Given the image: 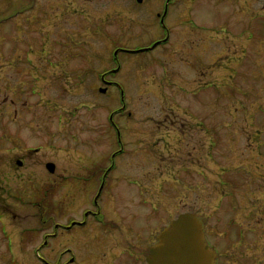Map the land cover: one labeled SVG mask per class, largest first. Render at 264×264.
<instances>
[{
    "label": "rangeland",
    "instance_id": "obj_1",
    "mask_svg": "<svg viewBox=\"0 0 264 264\" xmlns=\"http://www.w3.org/2000/svg\"><path fill=\"white\" fill-rule=\"evenodd\" d=\"M0 21L18 62L0 86L22 109L18 141L39 148L21 167L0 150V264H146L171 219L230 192L264 216V0H0ZM48 204L73 220L56 236ZM255 230L246 264H264Z\"/></svg>",
    "mask_w": 264,
    "mask_h": 264
},
{
    "label": "flooded vegetation",
    "instance_id": "obj_2",
    "mask_svg": "<svg viewBox=\"0 0 264 264\" xmlns=\"http://www.w3.org/2000/svg\"><path fill=\"white\" fill-rule=\"evenodd\" d=\"M10 9H11V12H13L12 10L13 5L10 6L9 10ZM11 12L9 16H7V14L6 16L3 15L2 21H6V20L10 21L15 15L14 13H11ZM1 24L2 22L0 21V26ZM160 42H165L164 36L153 40L150 44L145 45L143 47L133 48V50L139 49L138 51H140L146 48L151 49L155 46V44L160 43ZM14 43H15V34L13 33L12 28L9 31V35L4 34L3 32H0V64L5 63V65L1 66L0 70L4 69L6 66L17 65L18 62L16 61V58H15ZM4 56H8V60L6 62L1 61V58H3ZM118 67L111 68L109 70L105 69L101 73L100 79L105 82H111V81H106L104 75L112 74L116 69H118ZM5 77L2 79V83L5 84V86H2V87L0 86V129H1L0 130V150L14 152V154L17 155L16 158H13L15 161V164L21 167L25 163V160L27 158L26 156L30 154L29 152H31V150L34 151V149L39 150V148H31L27 146L25 141L23 140L18 141L16 126L14 122L16 121L17 117L20 116L19 114L22 111V109L20 105L17 104V99H16L17 94H16V91L13 92L14 88L11 87V85L13 84L11 82V79L8 82H4ZM0 78H1V74H0ZM18 142H20V145L18 144ZM48 163H53V167H52L53 171H50L48 169L47 167ZM45 168L49 172V174L53 175L55 173L56 166L54 162H51V161L46 162ZM12 192H13V188H12ZM99 192L100 191H98L96 195L93 197L92 203L94 205V209H90L89 211L84 213V218H88L90 214L97 218V216L100 214L101 206L99 205L98 200H97ZM232 193L233 192H230L231 198L227 200H221L220 198L218 204L214 208H212L211 211L209 210L208 212L207 211L204 212L202 218H200L202 221L204 236H205L207 243H208L207 239L210 238L209 236H210V233L212 232L213 227L218 225L220 229V233L218 235V245L216 246L212 245V248L215 251L214 264H228L230 258L238 260V264H246L244 261H241V260L243 258H247V255L249 253V250L251 249L252 243L256 241L255 228L256 226L259 227V226L264 225V216H261V219L257 220L258 214L255 211L256 207L250 205L245 210H239L238 208L239 205L234 203L233 201V198H232L233 195H231ZM42 199L45 200V198H42ZM50 212L53 213V210H52V206L48 204L44 207L43 212L39 214L40 223L42 224V226L46 227L45 229H48L46 230V232H50V234L48 233V236H56L58 233L57 229L60 227H68V228L70 227V224L72 223L73 220L71 221L69 220L70 222L68 221L65 224L59 223L58 220H54V219L49 220L48 215L52 214ZM0 215H1V212H0ZM0 219H1V216H0ZM50 227H51V231H49ZM56 230H57V233H56ZM208 244L210 245V242ZM246 244L249 246L248 250H246L247 249ZM236 254L238 255L239 258L234 256Z\"/></svg>",
    "mask_w": 264,
    "mask_h": 264
},
{
    "label": "water",
    "instance_id": "obj_3",
    "mask_svg": "<svg viewBox=\"0 0 264 264\" xmlns=\"http://www.w3.org/2000/svg\"><path fill=\"white\" fill-rule=\"evenodd\" d=\"M47 167L53 171V163ZM214 260L215 252L205 241L202 222L192 212L173 218L146 255V264H214Z\"/></svg>",
    "mask_w": 264,
    "mask_h": 264
},
{
    "label": "trees",
    "instance_id": "obj_4",
    "mask_svg": "<svg viewBox=\"0 0 264 264\" xmlns=\"http://www.w3.org/2000/svg\"><path fill=\"white\" fill-rule=\"evenodd\" d=\"M40 220H41V218H40Z\"/></svg>",
    "mask_w": 264,
    "mask_h": 264
}]
</instances>
